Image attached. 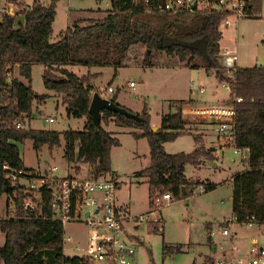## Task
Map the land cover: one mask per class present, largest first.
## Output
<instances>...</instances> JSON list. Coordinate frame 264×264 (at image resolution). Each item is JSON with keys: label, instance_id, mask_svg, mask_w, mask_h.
Listing matches in <instances>:
<instances>
[{"label": "trees", "instance_id": "trees-1", "mask_svg": "<svg viewBox=\"0 0 264 264\" xmlns=\"http://www.w3.org/2000/svg\"><path fill=\"white\" fill-rule=\"evenodd\" d=\"M13 2L23 20L16 23V13L5 11L0 19V198L7 195L13 202L12 213L0 215V231L4 234V243L0 245L3 264H76L78 261L77 257L63 253V229L52 215L48 191L40 188L37 196L32 197L31 191L6 177L3 165L15 171L27 170L17 145L26 139L32 140L35 149L47 145L50 152L60 148L63 141V156L68 162L84 161L94 175L101 171L111 172L110 152L120 142L102 124L114 122L118 126L138 129L132 136L145 137L148 141L149 165L138 174L147 177L150 204L155 192H169L173 198L179 199L191 194L189 188L192 184L202 183L191 182L184 174L186 164L197 166L205 159H215L212 149L205 148L199 136L195 135L194 140L199 144L190 152L168 153L163 146V143L191 131L181 118L180 106L174 112L163 114L156 130L150 125L146 103L140 112H135L141 121L102 110L100 123L96 125L88 107L95 91L91 79L97 73L78 74L66 68L68 65L120 66L129 48L136 44L146 48L143 65H150L154 50L164 51L176 56L185 67H202L207 73L214 71L218 82L228 84V102L235 109L233 146L248 149L247 168L232 177V214L238 221L253 216L254 223L264 225V67L235 66L231 72L221 67L218 60L222 38L220 12L180 10L169 14L148 8L143 0H110V8L105 10L102 18L75 20L59 32L58 39L51 41L57 0H50L47 4L33 0L30 5ZM165 36L186 41L205 36L211 60L207 61L197 51L179 45L164 48ZM34 64H42L43 85L61 97L66 116L84 118L82 129L60 132L15 126L18 118L24 120L31 116L35 100L44 101L47 97L32 89ZM15 66L18 76L26 79V83L15 75L9 78ZM115 97L114 93L109 98L122 106ZM237 97L241 98L239 102L235 101ZM204 184L205 191L215 186L213 183ZM28 197L33 208L24 205ZM171 251H182V245L163 246V255Z\"/></svg>", "mask_w": 264, "mask_h": 264}, {"label": "rangeland", "instance_id": "rangeland-1", "mask_svg": "<svg viewBox=\"0 0 264 264\" xmlns=\"http://www.w3.org/2000/svg\"><path fill=\"white\" fill-rule=\"evenodd\" d=\"M31 3L33 0H23ZM49 3L50 0H39ZM260 2V1H258ZM110 8V0H57L56 15L53 21V31L50 39L55 40L60 30L75 20L86 18H102L105 10ZM262 17H250L244 26L243 19L236 28L234 25L225 27L220 24L222 33L221 51L234 48L240 57L253 59L258 57L264 67V1L261 3ZM15 14V21L23 20L17 13L18 6L13 0H0V12ZM1 16V13H0ZM146 48L141 44L129 48L120 66H74L72 69L80 74L87 71L99 72L91 79L93 92H101L112 87L121 103L127 104L132 112L141 111L143 105L148 106L150 123H158L162 112L172 111L183 103L197 105L196 107H213L225 105L229 98L228 89L215 78L214 71L208 74L204 70H192L179 62L176 56L168 55L164 51L154 50L150 65H143L142 61ZM250 60L248 65H251ZM237 63H240L239 60ZM42 64H34L31 73V86L37 94H49L44 101H36L32 105L31 116L24 118L23 125L36 129L64 131L67 129H81L84 118L67 117L60 99L51 90L44 87L42 81ZM16 76V72L9 74V78ZM134 82V88L129 82ZM24 82L26 80L24 79ZM192 84L193 86L189 87ZM204 88V93L198 94L195 89ZM112 93H107L110 97ZM198 95V100L191 98ZM181 101V102H180ZM179 102V103H178ZM195 103V104H194ZM125 107V106H124ZM52 117L53 122H48ZM31 119V120H30ZM30 121V125L29 122ZM154 127V126H152ZM116 137L120 145L114 146L110 152V167L118 173L117 203L125 209L126 218L123 221L128 241L135 248V264H213L214 260L224 256L222 250L230 251V245L249 242V237L263 226L252 225L243 227L235 225L240 234L237 240L223 238L215 234L218 225L224 218L232 214L230 196L232 195L231 175L241 170L243 163L240 155L233 146H226L220 152L219 159L206 160L200 167L189 164L185 170L191 182L213 183L211 190H202L198 184L189 188L191 194L183 198H173L169 204L153 211L148 220L138 219L141 214L150 210L148 183L145 175L138 174L139 170L149 165V146L146 138H134L127 128H115ZM190 132L194 133V130ZM210 132V131H209ZM192 134L181 135L166 146L174 151H183L193 142ZM62 147V145H61ZM20 157L27 167L40 171L56 166V174H67L68 163L62 157L61 148L49 151L47 145L35 149L31 139L19 144ZM86 171H82V176ZM36 190H31L32 197H36ZM28 201V200H27ZM33 204V202H31ZM13 208L12 199L7 195L0 198V215L8 216ZM66 236H70L65 243V253L76 256L83 252L87 238V228L83 223H68L65 228ZM214 231V235L210 233ZM0 231V243L3 242ZM233 243V244H234ZM182 245V251H171L163 255V246ZM78 246V247H77ZM221 250V251H220ZM226 251V252H227ZM217 254V255H216ZM216 255V256H213ZM2 264V263H0Z\"/></svg>", "mask_w": 264, "mask_h": 264}, {"label": "built area", "instance_id": "built-area-1", "mask_svg": "<svg viewBox=\"0 0 264 264\" xmlns=\"http://www.w3.org/2000/svg\"><path fill=\"white\" fill-rule=\"evenodd\" d=\"M143 1L148 8L169 14H175L180 10L217 11L222 14L220 24L228 27L235 26L237 21L248 18L251 5L262 0ZM237 59L238 56L232 49L219 51L218 60L221 67L227 72H231L235 68ZM222 85L229 88L225 82ZM129 86L134 88V82H129ZM195 91L204 93V88L198 87ZM113 92L112 87H107L99 93L106 97L107 93ZM240 100V97L235 98L236 102ZM179 110L187 127H193L194 122L199 119L210 120L215 126L217 138L225 145H233L235 114L233 104L227 102L225 105L213 107H196L189 103H183ZM48 121L52 122L53 118H49ZM15 126L27 128L23 125L21 118L16 120ZM3 169L7 171V178L12 182H18L27 191L36 190L35 192H38L40 188H45L48 191L52 215L62 225L63 249L67 239H70V236H66V225L68 223H83L86 226L87 238L83 252L76 256H70L78 258L76 264H135V248L128 241L123 225L124 209L120 208L116 201L118 178L115 174L101 171L94 175L89 167V172L85 176L56 177L52 174L53 169H51V172H45L35 177L24 170L15 171L7 165H3ZM198 186L202 190L206 188L204 183L198 184ZM171 199L172 196L169 192H155L150 210L146 214L139 215L138 219L148 220L153 211H160V208L169 204ZM24 205L33 208L29 197L24 200ZM11 213L10 210L8 215ZM253 219L254 217L250 216L246 220L238 221L237 216L231 214L230 217H226L220 222L215 234L221 236L223 240L227 238H231L232 241L237 240L240 234L235 229V225L239 224L243 227L257 225ZM257 226H263V228L250 235L246 246L243 243L233 242L234 244L230 245V251L214 260L213 264H264V225ZM213 232L210 233L211 236L214 235Z\"/></svg>", "mask_w": 264, "mask_h": 264}, {"label": "crops", "instance_id": "crops-1", "mask_svg": "<svg viewBox=\"0 0 264 264\" xmlns=\"http://www.w3.org/2000/svg\"><path fill=\"white\" fill-rule=\"evenodd\" d=\"M264 0H262V1H260V2H254L252 5H251V7H250V11H249V17L248 18H245V19H243V21H242V25L241 26H244L245 24L244 23H246V22H244V21H246L247 19H249L250 17H262V8H261V3L263 2ZM16 2H22V3H24V4H27V5H30L31 3H25L23 0H16ZM45 4V3H44ZM47 4V3H46ZM5 10H1V14L4 12ZM7 13H9V12H7ZM13 14V13H12ZM23 16V15H22ZM0 19H1V16H0ZM238 25H239V23L237 24V22L235 23V27L237 26L238 27ZM69 26V25H68ZM236 27V28H237ZM66 28V27H65ZM64 28V29H65ZM63 30V29H62ZM61 31V30H60ZM59 31V32H60ZM222 34V33H221ZM50 37H52V36H50ZM58 37H59V33L57 34V36H56V38H55V40L56 39H58ZM223 38V37H222ZM222 38H221V40H220V42H222ZM55 40H53V41H55ZM52 41V40H51ZM220 42H219V49L221 48V45H220ZM229 49H232V50H234L235 52H236V50L234 49V48H229ZM221 50V49H220ZM236 54H237V52H236ZM237 56H238V59H237V61L239 60V62L240 63H237L236 62V66H239V67H253V66H261V67H263V65H262V62L260 63L259 62V60H258V57H254L253 59H251L250 57H248V56H246V54H244V56L243 57H240L238 54H237ZM252 61L250 64L251 65H248L249 63V61ZM72 67H74V66H70V65H68V66H66V68L67 69H69V70H71V71H73V72H75L73 69H72ZM76 67H78V66H76ZM198 70H200V69H202V70H204V72L206 73V74H208L209 75V73H207L206 71H205V69L204 68H202V67H200V68H197ZM197 69H192V70H197ZM14 72H16V76H18V73H17V68H16V66L14 67ZM93 73H99V72H93ZM18 78L23 82V83H26L27 82V80H26V82H24V78L23 77H19L18 76ZM92 84V83H91ZM93 85V84H92ZM94 86V85H93ZM191 86H193L192 84H190L189 85V87H190V89H191ZM223 86V85H222ZM224 88H226L225 86H223ZM226 89H228V91H229V88H226ZM114 90V89H113ZM205 91V90H204ZM53 92V95L54 96H57L59 99H60V102H61V97L59 96V95H57L54 91H52ZM115 92H113L112 94H114ZM116 94V93H115ZM198 94H200V93H198ZM45 95H47V96H50L49 94H45ZM112 96V95H111ZM110 96V97H111ZM109 98V97H108ZM115 100L120 104V105H122V106H125L127 109L129 108V107H127L128 105L127 104H125V103H121L119 100H118V96L116 95V97H115ZM191 100L193 101V102H196V100H198V95L195 97V98H191ZM35 102V101H34ZM33 102V103H34ZM181 102V101H180ZM228 102V99L225 101V103H227ZM179 103V102H178ZM195 104V103H194ZM194 106H197V105H194ZM64 109H65V106H64ZM147 109H148V106H147ZM129 110H131V109H129ZM141 110V109H140ZM176 110V108L172 111L171 109H169L168 111H165V112H162L161 114H160V119H159V122L158 123H150V125H151V127L152 126H159V124H160V120H161V116L163 115V114H167V113H169V112H174ZM135 112H140L139 110H136ZM149 112V111H148ZM150 114V113H149ZM49 118H52V117H49ZM48 118V119H49ZM31 120V119H30ZM53 121H54V119H53ZM52 121V122H53ZM49 122V121H48ZM29 123V125H30V121L28 122ZM83 125H84V123H83ZM83 125H82V128H83ZM102 126L104 127V129H106L107 131H109V132H111L113 135H115L116 136V132H118L115 128H127L128 130H129V132L132 134L133 132H138L139 130L138 129H135V128H133V127H124V126H118V125H116L114 122H110V123H108L107 125H105V124H102ZM81 128V129H82ZM190 129L191 130H194L195 132L194 133H192V132H190L189 131V133L190 134H192V136H193V140H194V137H195V135H197V136H199L200 137V140H201V144L205 147V148H211L212 149V154H213V156L215 157V160L216 159H219V157H220V152L222 151L223 152V150L225 149V147L226 146H233V145H225L223 142H221L218 138H217V135H216V131H215V126H214V124H213V122L212 121H210V120H207V119H199V120H197V121H195L194 122V124H193V127H190ZM72 130H74V129H72ZM75 130H80V129H75ZM210 131V132H209ZM189 133H186V134H184V135H188ZM118 138V137H117ZM143 138H145V137H143ZM179 138V137H178ZM119 139V138H118ZM139 139H141V138H139ZM120 142V141H119ZM167 144H170L169 142H165V143H163V146H164V149H165V151L166 152H168V153H177V152H190V151H192L195 147H197V145L199 144V143H197L195 140L191 143V145H190V147L189 148H187V149H183V151H174V150H172L171 148H169V147H167L166 145ZM18 145V147H19V143L17 144ZM61 145H62V147H60L61 148V151H62V157H63V154H64V142L62 141L61 142ZM120 145V144H119ZM234 147V146H233ZM234 149H235V152H237V154H239L240 155V158H241V162L243 163V168L241 169V170H236V171H234V173H236V172H239V171H242V170H244V169H246L247 168V159H248V149H237V148H235L234 147ZM205 161H206V159L205 160H203L202 161V163L201 164H204L205 163ZM66 162L68 163V169H69V171H68V173L67 174H64L63 176H66V175H79V176H82V171L83 170H85L86 171V174L85 175H87V173L89 172V165L87 164V163H85L84 161H80V162H77V163H70V162H68L67 160H66ZM24 164V163H23ZM201 164H199V165H197L196 167H200L201 166ZM189 164H186L185 165V167H184V174H185V170H186V168H187V166H188ZM195 166V165H194ZM24 167H25V169H27V170H29V171H27V170H24V171H26V172H29L30 174H32V176H35V177H37V176H39L40 174H43V173H45V172H51V169H53L52 170V174L54 175V176H56V177H63V176H58L55 172H56V170H57V167L56 166H52V167H49V168H47L45 171H40V170H37V169H34V168H31V167H27L26 165H24ZM146 168V167H145ZM144 169V168H143ZM142 170V169H141ZM141 170H139V171H141ZM111 172L113 173V174H115L117 177L119 176L118 175V173L116 172V171H114V170H112L111 169ZM85 175H83V176H85ZM185 177L187 178V176H186V174H185ZM232 177H233V175H231V177H230V181H231V183H232ZM188 180H189V178H187ZM190 181V180H189ZM206 183H208V182H206ZM230 200H231V196H230ZM116 201H117V199H116ZM118 204V203H117ZM118 206L121 208V207H123V206H121L120 204H118ZM123 211H125V209L123 210ZM125 218H126V216H125ZM124 218V219H125ZM3 234V233H2ZM3 236H4V234H3ZM4 243V237H3V242L2 243H0V245H2ZM64 249H65V245H64ZM64 249H63V252H64V254H66L65 253V251H64ZM221 251V250H220ZM227 250H225V251H223L222 250V253H217V254H227L229 251H227ZM216 254V255H217ZM216 255H213V256H216ZM217 257V256H216ZM0 263H2L3 264V262H2V260L0 259Z\"/></svg>", "mask_w": 264, "mask_h": 264}, {"label": "water", "instance_id": "water-1", "mask_svg": "<svg viewBox=\"0 0 264 264\" xmlns=\"http://www.w3.org/2000/svg\"><path fill=\"white\" fill-rule=\"evenodd\" d=\"M206 44L207 40L205 36H202L201 38L195 39L193 41H186L175 36H165L163 39L164 48H170L172 46L179 45L197 51L205 60L210 61L211 58L207 53ZM102 110H109L123 115L127 118L134 119L136 121L142 120V118L138 114L127 110L123 106L117 105L110 98L102 96L99 92H93L89 103L88 112L93 123L96 125L100 123ZM156 129L157 126L152 127V130ZM182 190L184 191V188H182Z\"/></svg>", "mask_w": 264, "mask_h": 264}]
</instances>
